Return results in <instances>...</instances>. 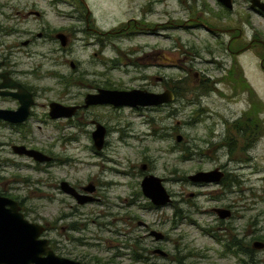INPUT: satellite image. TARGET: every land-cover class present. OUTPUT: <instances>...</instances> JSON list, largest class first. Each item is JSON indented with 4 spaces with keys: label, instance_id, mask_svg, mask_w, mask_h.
<instances>
[{
    "label": "rangeland",
    "instance_id": "rangeland-1",
    "mask_svg": "<svg viewBox=\"0 0 264 264\" xmlns=\"http://www.w3.org/2000/svg\"><path fill=\"white\" fill-rule=\"evenodd\" d=\"M20 1L24 7L35 0ZM234 1L228 19L217 25L227 31L217 35L194 26L196 18H210L203 10L205 2L218 11L214 0H87L94 16L89 25L76 18L74 0L64 11L73 16L70 20L49 15L56 24H74L86 32L74 36L69 51L53 52L47 70L57 67L60 63L53 59H59V69L69 73V60H75L82 69L97 71L101 85L110 80L117 88L154 92L163 86L177 96L178 86L183 92L164 106H92L81 112L79 124L48 118L33 123L28 142L56 156L47 173L23 167L29 160L12 150L21 142L19 134L0 127V163L18 162L7 169L0 166L5 171L0 174L10 183L19 178L17 186L29 196L32 216L52 222L54 236L67 232L80 244L78 253L97 255L110 264H264V248L253 247L264 242V11L252 8L250 0ZM133 21L142 27L138 36ZM32 25L22 16V30ZM95 27L98 31L88 29ZM249 42L245 50L233 52ZM35 47L40 52L51 46ZM232 69L246 78L255 94L252 99L249 90L226 82ZM154 76L164 77L165 84ZM216 80L223 82L214 88ZM37 85L51 86L40 97L46 103L82 102L86 91L75 86L66 93L51 76H37ZM253 100L260 103L253 106ZM254 107L261 120L260 137L256 134L250 143L249 132L243 137L232 122L248 113L251 120ZM92 120L110 129L101 150L94 147ZM177 134L184 136L180 143ZM216 166H227L229 179L237 182L230 186L189 179ZM148 173L163 180L173 199L170 204L148 208L151 200L141 186ZM63 180L79 187L94 182L96 199L79 204L62 190ZM218 207L230 208L231 217L221 219L214 211ZM151 230L162 232L165 239L157 240ZM235 240L239 246L232 245ZM136 253L142 259L136 260Z\"/></svg>",
    "mask_w": 264,
    "mask_h": 264
},
{
    "label": "flooded vegetation",
    "instance_id": "flooded-vegetation-1",
    "mask_svg": "<svg viewBox=\"0 0 264 264\" xmlns=\"http://www.w3.org/2000/svg\"><path fill=\"white\" fill-rule=\"evenodd\" d=\"M214 1L219 6L218 11H214L213 8L205 2L202 5L203 10L204 13H207L210 16V18H196V24H194V26H200L201 28L207 29L208 32L217 35L216 31H227L226 28H219L217 25H219L218 23L224 21V19H228V14L230 13V10L234 8L235 1L232 0V8H230L221 0ZM74 2L76 3L74 4L76 18L85 19L89 25L91 22L90 17H94L91 6L87 2V0H74ZM69 4L70 0H35L32 4L29 3L23 7L21 6L20 0H0V127L12 128L19 134V140L21 142L20 144H13L12 150L17 157L30 161H26L27 163L22 164V166L45 173H47L49 167L56 161V156L52 151L47 149L40 150L38 148H35L31 143L28 142V139L32 134L30 126H32L33 123H36L38 121L44 122L45 120L47 121L48 118L53 122L54 120L60 121L66 119L68 123H72L73 125L76 123L79 124V122L83 118V116H80V114L84 109L101 105L91 104L89 106H85L86 98L89 94H97L101 89H134H125L124 87L117 88L116 86H112L109 83L110 80H107V83L105 85H101L100 77L96 75L97 71L90 70L89 68L82 69L80 66V62L75 60H69L70 66L72 68L69 73H65L59 69L60 65L62 64L59 59H53L56 63H60L54 69L50 68V70H47V68H44L46 62H48L46 60H52L50 56L53 52L55 53L57 51H69L70 46L74 40V36H77L79 32H86L84 29H81L77 25L72 24L70 26L62 23L61 19L70 20V18H73V16H70V13L66 14L64 12L65 10H68ZM147 6H149V4H147ZM83 11H85L84 16ZM50 14H55V16L61 17V19L59 18V20L61 21L60 24H56L58 22H54L52 18L50 20ZM22 16L25 17V19L31 20L33 22V27L28 29V31L21 29L20 24ZM133 24L139 29L134 36H138L143 33L142 27L138 26L136 21H133ZM127 25H130V22H128ZM88 29L98 31L96 27ZM57 42L61 43V47L56 46ZM37 45H50L51 47L48 51L38 52L37 48L35 47ZM220 45H222V42L220 43ZM251 45V42L246 45L240 44L238 45L239 47L233 52L239 53L241 50H245L244 47H249ZM209 51L213 53L212 49H210ZM98 54L99 52L96 51L95 55ZM36 59L38 60V62H35ZM37 76L38 79H42L48 76L57 78L63 86L62 90L66 93H70V90L72 88H75V86L85 89L86 91L84 93L83 101L62 103L59 100L51 99L48 103L42 102L40 99L41 95H44L48 91H51L52 88L51 86L49 87V85H46V87L42 88L38 86ZM154 78L158 82L161 81L163 85L166 82L165 78L162 76H154ZM221 82L223 81L216 80L214 83H212L213 87L215 88L216 84ZM226 82H230V84H233L236 89H241L244 91V82H247V80L245 77L243 79L241 77L239 78L238 75H234L233 72H231L230 76L229 72ZM163 89V86H161V89L155 90L154 92H163L166 90ZM54 102L68 107H73L74 114L71 116L53 117L51 115V105ZM109 105L115 106L113 104ZM164 105L166 104L158 106ZM38 107L42 108V112L39 115L37 112ZM142 107L147 108L157 106H139L135 108ZM241 119L242 115L235 117L232 124L236 125V122H238L239 124V120ZM91 122L96 125L95 130L92 131L94 147L97 150H101L98 149L95 145L94 133L97 130L98 124L102 123L97 122L96 120H92ZM102 125L106 130V140L110 129L108 126H105L104 124ZM259 127V123L254 122V124H252V120H249V133L247 138L248 142L251 143L252 141H254V136L258 133ZM241 130H243L242 127ZM15 146H24L27 150L39 151L46 158H41V160L28 153H21L15 150ZM15 161H8L7 163L2 162L0 163V166L4 167L3 169H7V167H12L18 163L17 161V163ZM215 168L222 169L225 172L224 178H229V171L227 166H216ZM0 173L4 174L5 171L0 170ZM148 175L154 174L148 173L144 176V178ZM16 181H19V178L11 181V183L7 182L6 178H4V176L0 174V264H10V262L11 264H15L16 262L17 264H37V260L50 262V256L53 257L54 255L57 257L77 261L82 264H110L108 262H112L111 260H108V262H106L102 258H99V256L97 255L78 253L77 246H79L80 244L74 243L75 241L72 240L67 232L59 234L58 236H54V226L52 222L47 219L43 220L39 219L40 217L32 216V210L27 205L29 196H23L21 194L22 187L17 186ZM64 181L66 180H63L60 183L61 188ZM66 182H68L69 185L73 187L79 194L83 195L84 197L88 196L91 198V200H88L86 202H92L96 199L94 193L97 190V186L94 182H90L88 185L81 187L72 185L69 181ZM89 185H92L94 187L93 192L85 189V187ZM62 190L75 198L79 204H83L78 201L77 197L73 193L67 192L63 188ZM191 195H194V193H191ZM172 200L164 205H156L151 201L148 205V208L163 207L170 204ZM175 208L176 207H174V210L177 211ZM141 223L142 225L147 227L146 223ZM34 224L41 225L42 230L38 232V228L37 226H34ZM152 231L154 230H151V235ZM163 239H165V236ZM37 249H39V251L35 252ZM48 251L51 252L48 253ZM162 256L166 257L167 253ZM134 258L136 260L142 259L141 255L138 253H136Z\"/></svg>",
    "mask_w": 264,
    "mask_h": 264
},
{
    "label": "water",
    "instance_id": "water-1",
    "mask_svg": "<svg viewBox=\"0 0 264 264\" xmlns=\"http://www.w3.org/2000/svg\"><path fill=\"white\" fill-rule=\"evenodd\" d=\"M85 1V0H83ZM225 4H227L230 8L233 7L232 0H221ZM251 7L264 11V1L263 0H250ZM176 96L172 90H165L163 92H153L147 89L134 88L131 90H118V89H101L97 94H89L86 98L85 106H89L91 104H113L115 106L120 105H128L133 107L139 106H158L162 104H167L174 102ZM52 116L53 117H61V116H71L74 114V108L62 105L60 103L54 102L51 105ZM105 127L102 124H98L97 130L94 133L95 145L98 149H102L105 143ZM184 136L182 134H177L176 141L180 143L183 140ZM15 150L21 153H28L30 155L35 156L39 159H45L39 151L35 150H27L24 146L14 147ZM41 159V160H42ZM225 176V172L220 168H214L212 170H200L194 174L189 176L190 180L193 182L199 183H220ZM143 192L144 194L150 198V200L156 205H164L169 203L172 198L169 192L166 190L164 185L162 184V179L155 175H148L144 178L142 182ZM62 188L70 193H73L80 203H84L88 200H91L90 197H84L79 194L73 187L69 185L68 182L64 181L62 183ZM86 190L93 192L94 187L89 185L85 187ZM214 211L218 214L221 219L229 218L232 215V210L230 208L218 207L214 208ZM38 232L42 230L41 225H36ZM152 235L155 236L157 240H162L164 238V234L158 231H152ZM35 238V237H34ZM253 247L256 249L264 248L263 241H256L253 244ZM23 250V249H22ZM39 251L37 249L35 252ZM51 251H48L50 253ZM157 252L165 255L166 252L158 249ZM35 254V253H33ZM19 256V255H18ZM50 262H43L37 260V264H82L77 261L69 260L62 257L50 256ZM14 263V262H13ZM11 264V262H10ZM17 264V262L15 263Z\"/></svg>",
    "mask_w": 264,
    "mask_h": 264
},
{
    "label": "trees",
    "instance_id": "trees-1",
    "mask_svg": "<svg viewBox=\"0 0 264 264\" xmlns=\"http://www.w3.org/2000/svg\"><path fill=\"white\" fill-rule=\"evenodd\" d=\"M234 69H232L230 71V76H231V72H233V74H237L238 77L240 78L241 77L240 71L238 70L239 71L238 72L237 70H234ZM234 71H236V72H234ZM244 87H245V89L249 90L250 97L252 99L255 94H254L253 90L251 89V87L249 88V85H248L247 82H244ZM180 89H181V87H178V86H176V89H174L177 96L183 95V92L180 91ZM252 103H253V106H254L255 104H259L260 102L259 101L254 102V100H253ZM253 109L254 110H252V111L253 112L255 111V112L253 113V116H251L252 124H254V121H256V123H259V125H261L260 117L259 118L255 117V113L257 112L256 110H258V107H254ZM250 115H251L250 113L246 114V116L243 119L239 120V124H238V122H236V124H237L236 128H237V130H239L243 134L242 135L243 137H245L244 134L247 135L248 124H249V119L248 118L250 117ZM241 127H242L243 130H241ZM259 137H260V132H259V134H257L256 139H258ZM222 182H224V183L227 182V184L231 186L234 182H237V180L235 178H233V179L224 178ZM239 244H240V242L238 243V242H236V240L234 242H232L233 246H239ZM246 253L247 254L251 253V250H247ZM243 264H249V262H245L244 261ZM250 264H255L254 260H251Z\"/></svg>",
    "mask_w": 264,
    "mask_h": 264
},
{
    "label": "bare ground",
    "instance_id": "bare-ground-1",
    "mask_svg": "<svg viewBox=\"0 0 264 264\" xmlns=\"http://www.w3.org/2000/svg\"><path fill=\"white\" fill-rule=\"evenodd\" d=\"M219 145V144H218Z\"/></svg>",
    "mask_w": 264,
    "mask_h": 264
}]
</instances>
